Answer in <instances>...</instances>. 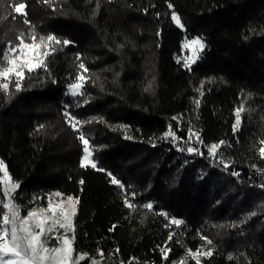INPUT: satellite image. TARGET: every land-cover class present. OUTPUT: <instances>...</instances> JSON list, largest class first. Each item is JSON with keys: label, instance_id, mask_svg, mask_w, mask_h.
Returning <instances> with one entry per match:
<instances>
[{"label": "trees", "instance_id": "16d2710c", "mask_svg": "<svg viewBox=\"0 0 264 264\" xmlns=\"http://www.w3.org/2000/svg\"><path fill=\"white\" fill-rule=\"evenodd\" d=\"M174 13L206 44L190 66ZM22 42L47 53L0 78V161L20 215L74 196L73 252L102 264H175L205 243L203 264H264V0H0V70ZM168 129L221 142V162L164 142ZM5 210L0 182V229Z\"/></svg>", "mask_w": 264, "mask_h": 264}, {"label": "rangeland", "instance_id": "374dc122", "mask_svg": "<svg viewBox=\"0 0 264 264\" xmlns=\"http://www.w3.org/2000/svg\"><path fill=\"white\" fill-rule=\"evenodd\" d=\"M24 6L18 5L16 10L23 12ZM174 23L182 31L181 53L177 58L185 66H190L200 60L206 48L204 40L199 36H190L186 33L178 15H172ZM46 51L38 43H20L7 50L9 66L0 70V78L6 85L7 78L11 75L21 77L24 70L42 65ZM83 76L78 75L75 81L68 85L64 98L71 99L74 103L82 94ZM68 108V107H67ZM65 113L67 111L65 110ZM70 124L77 129L79 123L69 117ZM164 142L186 153L205 155L211 162L218 164V155L221 142L203 145L198 140L197 133L188 129L185 135L171 129L162 135ZM84 148L81 161L83 164L95 166L89 143L82 139ZM261 155L264 158V141L261 146ZM0 182L3 188L6 210L2 215L3 227L0 229V264H79L88 258L89 264H102L103 254L97 252L88 256L86 253L72 249V215L76 209V200L72 195L54 193L45 209H37L20 215L13 205L11 195L17 183L8 174L6 166L0 161ZM147 209L156 210L155 204L148 202ZM169 222L178 221L168 216L162 210L158 211ZM213 249L203 244L197 250L187 251L175 264H203V259L212 254Z\"/></svg>", "mask_w": 264, "mask_h": 264}]
</instances>
